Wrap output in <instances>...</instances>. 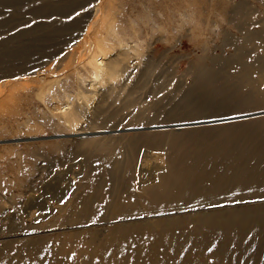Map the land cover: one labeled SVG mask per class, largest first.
I'll return each instance as SVG.
<instances>
[{
    "label": "rangeland",
    "instance_id": "obj_1",
    "mask_svg": "<svg viewBox=\"0 0 264 264\" xmlns=\"http://www.w3.org/2000/svg\"><path fill=\"white\" fill-rule=\"evenodd\" d=\"M0 264H264V0H0Z\"/></svg>",
    "mask_w": 264,
    "mask_h": 264
},
{
    "label": "bare ground",
    "instance_id": "obj_2",
    "mask_svg": "<svg viewBox=\"0 0 264 264\" xmlns=\"http://www.w3.org/2000/svg\"><path fill=\"white\" fill-rule=\"evenodd\" d=\"M100 64H102V62L100 63ZM224 133V132H223ZM191 137V136H190ZM234 137V136H233ZM189 138H187V140H188ZM234 139V138H233ZM195 141L197 142V141H203V139L200 137H196L195 138ZM213 141V140H212ZM186 142V141H185ZM215 142L217 143V141L215 140ZM209 143V142H208ZM231 143V142H230ZM213 144V143H212ZM220 144V143H219ZM189 145V144H188ZM207 145H209V144H207ZM218 145V144H217ZM216 145V146H217ZM215 146V147H216ZM207 147V146H206ZM220 147V146H219ZM203 148V147H202ZM202 148H200V149H202ZM200 149H199V151H200ZM216 149V148H215ZM113 150V149H112ZM184 150V149H183ZM203 150V149H202ZM201 150V151H202ZM212 150H214V149H212ZM206 151V150H205ZM224 151V150H223ZM212 153H213V151H211ZM184 153V152H183ZM191 153V152H190ZM222 154V153H221ZM191 155H192V153H191ZM195 155H197V157H198V154L197 153H195ZM192 157H195V156H192ZM226 159V158H225ZM219 160V159H218ZM206 162V161H205ZM211 163V162H210ZM191 164V163H190ZM201 166H202V163L200 164ZM232 166V165H231ZM209 167V166H208ZM223 167V166H222ZM208 169V168H207ZM216 172V171H215ZM138 178H140L141 179V177H138ZM186 180V179H185ZM140 185V184H139ZM187 185V184H186ZM182 189V188H181ZM127 212V211H126ZM136 213H134V215H135ZM140 214V213H139ZM129 216V215H128Z\"/></svg>",
    "mask_w": 264,
    "mask_h": 264
}]
</instances>
